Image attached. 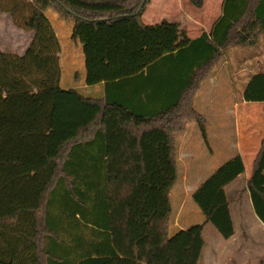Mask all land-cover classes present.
Listing matches in <instances>:
<instances>
[{"label": "trees", "instance_id": "trees-1", "mask_svg": "<svg viewBox=\"0 0 264 264\" xmlns=\"http://www.w3.org/2000/svg\"><path fill=\"white\" fill-rule=\"evenodd\" d=\"M149 1L0 0L31 37L22 55L0 52V264H198L206 225L233 237L225 187L244 172L238 155L193 191L204 221L169 235L175 138L193 121L206 139L194 92L228 47L264 34V0H223L210 32L181 42L176 25L142 22ZM47 11L72 23L84 83L103 96L60 87ZM242 99L264 104V72ZM263 156L264 138L248 183L264 211Z\"/></svg>", "mask_w": 264, "mask_h": 264}, {"label": "rangeland", "instance_id": "rangeland-1", "mask_svg": "<svg viewBox=\"0 0 264 264\" xmlns=\"http://www.w3.org/2000/svg\"><path fill=\"white\" fill-rule=\"evenodd\" d=\"M220 1L203 0L200 8L191 0H150L141 15V20L145 24L157 25L160 28L167 23L166 17L184 18L193 26L189 32L196 36L203 28L195 21L200 22L208 30L217 16ZM206 6L210 16H203L200 13ZM45 15L59 43L60 87L99 90V87L93 89L84 83L82 46L71 40L72 23L59 19L52 11H47ZM10 26H14L10 16L0 12V45L5 46L7 50L14 48L16 51L13 52L20 54L30 44V34L17 27L12 29ZM178 33L181 34L180 40L183 39L182 36L186 37L182 31ZM263 71L264 34H260L250 48L233 45L228 47L222 60L213 66L206 78L199 83L193 95L192 105L195 112L204 119L206 139L203 138L197 123L193 121H189L184 132L175 138L177 179L169 192L171 207L169 235L178 231L174 224L191 226L204 221L203 215L192 200V193L218 167L237 155L233 105L241 100L249 78L254 73ZM83 92L85 93V90ZM260 206L261 218L264 219L262 202ZM259 233L260 230H257L256 235H260ZM202 238L206 246L204 258H208L210 247L224 242L210 224L205 226Z\"/></svg>", "mask_w": 264, "mask_h": 264}, {"label": "crops", "instance_id": "crops-1", "mask_svg": "<svg viewBox=\"0 0 264 264\" xmlns=\"http://www.w3.org/2000/svg\"><path fill=\"white\" fill-rule=\"evenodd\" d=\"M222 1H220L217 16L208 30L200 22L195 21L197 25L203 28L196 36H192V33L189 32L193 26L187 19H171L166 17V21L169 24L174 23L178 27V31H182L186 35L185 38L191 41L203 32H210L212 26L221 15ZM200 13L203 16L211 15L208 12V6L206 8L204 7ZM13 27L15 26L11 28L14 29ZM179 42H181L180 39ZM13 51H16V49L12 48L7 50L5 46L0 45V52L16 54ZM24 52L25 50L16 55H22ZM96 87H99V90L90 91L88 88L82 90H85V94L87 95L94 94L98 97L103 96L104 86L97 85L91 88L95 89ZM233 106L235 108L232 110L234 116L233 121L235 123V149L236 154L240 156L244 166V172L225 187V195L229 202L234 235L231 239L224 240V242H220L215 247H210L208 258H204L206 250L204 243L198 264H264V219L261 218L262 211L260 209V203L262 202L263 204V200L248 187L249 179L252 176L254 161L261 149L264 138V104L245 102L241 97V100ZM255 184L264 192V156L255 175ZM174 227L177 230H183L188 225L176 226L174 224ZM257 230L261 232L258 236L256 235Z\"/></svg>", "mask_w": 264, "mask_h": 264}]
</instances>
